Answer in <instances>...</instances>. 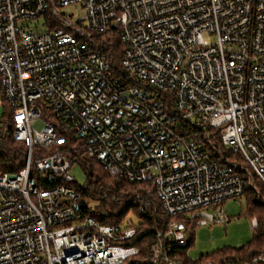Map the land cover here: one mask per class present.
Instances as JSON below:
<instances>
[{
    "label": "built area",
    "instance_id": "1",
    "mask_svg": "<svg viewBox=\"0 0 264 264\" xmlns=\"http://www.w3.org/2000/svg\"><path fill=\"white\" fill-rule=\"evenodd\" d=\"M72 4L85 25L61 12ZM39 17L42 31L17 24ZM108 30L125 77L94 40ZM0 89L27 147L21 169L0 173V264H123L139 253L135 226L99 222L81 202L75 158L151 182L164 213L194 226L227 221L223 202L264 187V0H0ZM187 230L178 219L156 230L152 263L182 264L165 247L187 246ZM255 262L264 255L201 264Z\"/></svg>",
    "mask_w": 264,
    "mask_h": 264
},
{
    "label": "trees",
    "instance_id": "2",
    "mask_svg": "<svg viewBox=\"0 0 264 264\" xmlns=\"http://www.w3.org/2000/svg\"><path fill=\"white\" fill-rule=\"evenodd\" d=\"M44 15L51 27L60 25V22L51 13L47 12ZM94 40L106 53L114 74L125 77V71L120 66L123 46L117 33L108 30L94 36ZM1 102L4 106V117L0 119V173L16 172L24 166L27 147L23 142L14 140L12 111L3 96ZM70 142L79 146V141L75 138H70ZM37 150L41 151V149ZM51 150H42V153H49ZM214 155L219 157L218 153H214ZM222 155L223 158L234 157L227 152ZM75 156L77 157V155ZM75 160L79 161L85 173V183L82 186L78 185L81 202L85 206L92 201L99 203L97 206L90 207L92 216L105 224L131 225L137 229L136 235L128 241V244L136 245L139 248V253L130 260L124 261L123 264H153V247L156 244L155 232L156 230H165L171 220H183L188 229L194 226L183 218V215L170 217L164 213L151 182H131L117 178L108 174L97 161L91 158L84 157L82 160L75 158ZM255 191L257 192L255 188L246 186L243 194L251 192L256 194ZM257 193L259 194V192ZM262 203L263 201L259 199L258 205ZM127 215L133 216L134 221L132 218L128 220ZM256 220L257 227L254 228L252 238L239 248H223L210 256H200L198 259L192 260L186 255L187 249L193 243L191 236L185 247H179L170 242V248L165 247L166 253L170 258L182 264H201L206 260L242 262L258 253L264 255V219L256 218ZM156 264L169 263L159 258Z\"/></svg>",
    "mask_w": 264,
    "mask_h": 264
},
{
    "label": "rangeland",
    "instance_id": "3",
    "mask_svg": "<svg viewBox=\"0 0 264 264\" xmlns=\"http://www.w3.org/2000/svg\"><path fill=\"white\" fill-rule=\"evenodd\" d=\"M61 12L73 21L80 20L84 25L86 24L85 11L80 4L64 7ZM17 24L20 27L25 26L36 31L45 29L42 17L21 19L17 21ZM1 101L0 91V119L4 117V106ZM43 118H45V115H43ZM70 173L77 181V185L82 186L85 183V173L79 161L71 164ZM254 183L259 194L256 191L255 195L253 192L246 193L240 197L227 199L221 204L225 215L229 217L227 221L195 225L185 232L187 240L191 236L193 237V243L186 252L187 258L195 260L200 256H210L223 248H239L252 238L255 229L252 227L251 219H264V187L256 180ZM259 199L263 201L261 205H258ZM98 204V202L92 201L90 206H97ZM206 209L215 212L211 207ZM126 218L128 220L132 218L134 221L133 216L127 215Z\"/></svg>",
    "mask_w": 264,
    "mask_h": 264
}]
</instances>
